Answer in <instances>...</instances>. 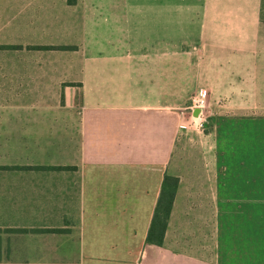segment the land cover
Masks as SVG:
<instances>
[{"label": "crops", "instance_id": "1", "mask_svg": "<svg viewBox=\"0 0 264 264\" xmlns=\"http://www.w3.org/2000/svg\"><path fill=\"white\" fill-rule=\"evenodd\" d=\"M0 264H264V0H0Z\"/></svg>", "mask_w": 264, "mask_h": 264}, {"label": "trees", "instance_id": "2", "mask_svg": "<svg viewBox=\"0 0 264 264\" xmlns=\"http://www.w3.org/2000/svg\"><path fill=\"white\" fill-rule=\"evenodd\" d=\"M37 49H58L54 46H37ZM59 49H70L69 47H59ZM62 169V168H59ZM180 179L175 176L165 175L160 195L155 207L151 225L147 235V244L163 245L169 218L175 202V197L179 187ZM47 232H62V229L46 230ZM18 232H23L18 230Z\"/></svg>", "mask_w": 264, "mask_h": 264}, {"label": "built area", "instance_id": "3", "mask_svg": "<svg viewBox=\"0 0 264 264\" xmlns=\"http://www.w3.org/2000/svg\"><path fill=\"white\" fill-rule=\"evenodd\" d=\"M190 112L191 121L186 125L190 131H204L208 119V93L205 89H197L192 95L190 103L187 106Z\"/></svg>", "mask_w": 264, "mask_h": 264}, {"label": "rangeland", "instance_id": "4", "mask_svg": "<svg viewBox=\"0 0 264 264\" xmlns=\"http://www.w3.org/2000/svg\"><path fill=\"white\" fill-rule=\"evenodd\" d=\"M209 124H208V120L206 121V124H205V130H207ZM191 134H196V133H190V136ZM181 151L177 149V153L174 157V163L178 162L179 159H180V156H181ZM186 156H189V157H197V151H196V145H188L187 149H186Z\"/></svg>", "mask_w": 264, "mask_h": 264}]
</instances>
